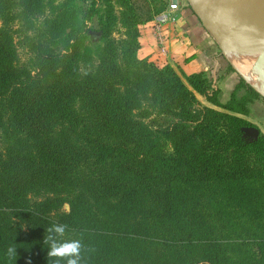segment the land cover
<instances>
[{
  "label": "trees",
  "instance_id": "obj_1",
  "mask_svg": "<svg viewBox=\"0 0 264 264\" xmlns=\"http://www.w3.org/2000/svg\"><path fill=\"white\" fill-rule=\"evenodd\" d=\"M41 7L0 0V264H66L43 242L54 224L67 227L52 242L80 241L79 264H264V138L138 59L134 38L94 32L104 47L83 69L49 32L19 34ZM200 78L186 82L205 96Z\"/></svg>",
  "mask_w": 264,
  "mask_h": 264
},
{
  "label": "rangeland",
  "instance_id": "obj_2",
  "mask_svg": "<svg viewBox=\"0 0 264 264\" xmlns=\"http://www.w3.org/2000/svg\"><path fill=\"white\" fill-rule=\"evenodd\" d=\"M170 0H42L40 17L35 19L31 25L23 24L20 30L24 37L36 38L37 35L50 33V42L48 50L51 53H70L75 51L78 54L76 61L81 68L88 69L94 67L99 61L98 56L104 47V37L102 34L94 35V32L102 33L104 29L109 31V35L116 41H124L134 38L139 43L143 32V26L146 25L150 18L157 15L160 11H164ZM181 4L190 9L186 0H180ZM191 10V9H190ZM147 13L148 16L146 15ZM149 17L145 22L143 18ZM59 19V23L57 20ZM46 22H48L46 24ZM56 23V25H55ZM28 25V28L26 26ZM132 26V28H130ZM82 31H88L82 32ZM152 37V35H151ZM21 42L18 45V53L22 61L26 57V49L23 46L25 41L16 35L15 42ZM138 49V50H139ZM219 50V49H218ZM138 58V51H136ZM219 54L221 55L220 51ZM154 58L147 59L156 67L163 68L169 66L177 73L181 80L194 93L198 102L215 111L228 114L245 120L250 127L241 130L243 138L251 143L259 137L264 138V99H262L255 91H249L246 84L240 76L223 61L226 73L231 76L228 85L233 89L232 99L227 101L224 106L216 107L207 100V97L219 99L218 77L212 75L211 71L200 72L201 80L193 79L197 85L199 92L206 90L205 96L194 91L186 82L189 76L185 75L180 67L171 65L166 58L156 60V47ZM152 58V57H151ZM140 59V58H138ZM194 74V75H196ZM228 92V91H227ZM257 95H255V94ZM255 96V98H254ZM219 101V100H218ZM220 103V102H219ZM225 107L226 109H222ZM62 210L68 212V205H64Z\"/></svg>",
  "mask_w": 264,
  "mask_h": 264
},
{
  "label": "water",
  "instance_id": "obj_3",
  "mask_svg": "<svg viewBox=\"0 0 264 264\" xmlns=\"http://www.w3.org/2000/svg\"><path fill=\"white\" fill-rule=\"evenodd\" d=\"M186 2L227 64L264 99V0ZM235 60L247 66L246 73L236 66ZM255 80L261 90L254 85Z\"/></svg>",
  "mask_w": 264,
  "mask_h": 264
},
{
  "label": "crops",
  "instance_id": "obj_4",
  "mask_svg": "<svg viewBox=\"0 0 264 264\" xmlns=\"http://www.w3.org/2000/svg\"><path fill=\"white\" fill-rule=\"evenodd\" d=\"M176 15V24L165 31L168 47L167 62L172 66L180 67L185 75L211 71L214 78L218 77V100L220 104H225L231 99L233 89L228 85L231 76L226 73L216 43L183 3ZM139 41L138 58L153 59L156 46L151 37L149 23L143 26Z\"/></svg>",
  "mask_w": 264,
  "mask_h": 264
},
{
  "label": "clouds",
  "instance_id": "obj_5",
  "mask_svg": "<svg viewBox=\"0 0 264 264\" xmlns=\"http://www.w3.org/2000/svg\"><path fill=\"white\" fill-rule=\"evenodd\" d=\"M64 224H54L47 229L49 235L44 237V243L49 245L47 255L49 258L65 259L66 264H79L81 256V243L79 240H69L63 242H52V233L58 236H63L66 230ZM15 247H9L7 255L15 257Z\"/></svg>",
  "mask_w": 264,
  "mask_h": 264
},
{
  "label": "built area",
  "instance_id": "obj_6",
  "mask_svg": "<svg viewBox=\"0 0 264 264\" xmlns=\"http://www.w3.org/2000/svg\"><path fill=\"white\" fill-rule=\"evenodd\" d=\"M180 5V0H176L175 2L170 0L167 8L156 15L149 23L152 39L156 46V60L168 56L165 31L168 27L176 24V12L178 11Z\"/></svg>",
  "mask_w": 264,
  "mask_h": 264
},
{
  "label": "bare ground",
  "instance_id": "obj_7",
  "mask_svg": "<svg viewBox=\"0 0 264 264\" xmlns=\"http://www.w3.org/2000/svg\"><path fill=\"white\" fill-rule=\"evenodd\" d=\"M235 64H236V66L239 68V69H241V70H244V73H246V65L244 64V66H242V65H240L239 63H238V61L237 60H235ZM259 81L258 80H255L253 83H254V85L258 88V86H257V84L256 83H258ZM258 89H260V88H258ZM261 90V89H260Z\"/></svg>",
  "mask_w": 264,
  "mask_h": 264
}]
</instances>
